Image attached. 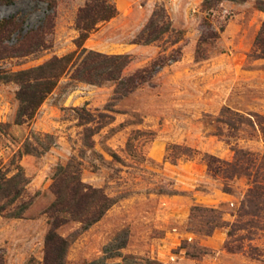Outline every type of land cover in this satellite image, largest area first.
I'll return each mask as SVG.
<instances>
[{
  "label": "rangeland",
  "instance_id": "374dc122",
  "mask_svg": "<svg viewBox=\"0 0 264 264\" xmlns=\"http://www.w3.org/2000/svg\"><path fill=\"white\" fill-rule=\"evenodd\" d=\"M260 1L220 0L207 9L206 0H113L119 14L84 47L129 55L126 76L164 64L150 83L126 97L115 94L113 83L65 76L34 119L17 124L19 87L0 85V170L11 178L19 164L29 179L25 199L12 202L0 191V264L44 263L53 224L51 186L57 169L73 156L83 162V182L104 189L116 203L89 228L75 220L58 228L68 242L64 264H264V210L247 200L251 182L264 183V174L236 173L227 165L214 174L206 161L214 156L232 163L235 150L243 149L252 154L245 165L256 160L257 170L264 163V59L251 55L264 22ZM85 3L56 0L50 49L15 59L8 68H33L76 51V17ZM160 8L175 32L151 44L135 43ZM47 14V5L31 0L0 7V19L25 16L29 28L39 27ZM201 41L206 58L199 60ZM80 108L107 116L92 149ZM24 201L30 204L22 211ZM195 207L201 210L192 218ZM16 212L20 216L11 217ZM237 224L242 228L234 244L241 250L229 252L228 232Z\"/></svg>",
  "mask_w": 264,
  "mask_h": 264
},
{
  "label": "trees",
  "instance_id": "16d2710c",
  "mask_svg": "<svg viewBox=\"0 0 264 264\" xmlns=\"http://www.w3.org/2000/svg\"><path fill=\"white\" fill-rule=\"evenodd\" d=\"M37 5L45 4L48 7V14L43 23L37 28L26 26L25 16H11L0 19V85L5 83H15L18 85L17 99L19 110L17 113V124H24L34 119L37 111L58 87L60 81L69 76L74 82H85L91 85H104L113 83L116 86L115 94L120 98L126 97L135 92L141 86L150 83L158 72V68L164 67L163 63L155 62L152 66L137 70L135 73L126 76L125 70L131 63L129 55H108L84 47L90 35L101 25L109 22L119 14L118 8L113 0H86L84 6L80 7L76 17V30L79 37L75 40L77 50L63 57L55 56L49 61L37 67L14 71L9 69L7 64L11 61L23 60L38 56L50 49L48 35L53 28V20L56 14V0H31ZM17 0H0V7L12 6ZM220 0H206L205 6L211 9ZM259 6L264 10V1L259 2ZM174 33L171 19L165 15V10H156L146 27L143 29L135 43L151 44L161 39L167 33ZM219 35V33H214ZM256 59H264V22L256 37L251 53ZM202 50V41L197 49V59H205ZM172 59L177 61V56L172 55ZM80 113V125L85 127V143L87 147L93 148L95 142L93 136L105 125L107 116L86 108L77 110ZM251 121V120H250ZM93 125H100L96 129ZM236 157L232 163H226L214 156H207L206 161L209 170L218 174L222 171L221 165H227L236 173H247L256 171L264 174V163L254 170L255 161H250L245 165L246 158L252 156L250 152L243 149L235 150ZM29 154V152H27ZM193 151L186 149L187 157H193ZM21 157V154L19 155ZM251 158V157H250ZM264 160V157H263ZM245 165V166H244ZM83 162L77 156H73L66 166L57 169L51 191L55 196V201L50 206L48 214L52 220V227L45 241V257L43 264H64L67 253V240L57 233L59 227L70 220L83 223L86 228L101 220L105 213L116 203L104 189L96 188L83 182ZM249 189L247 200L254 203L255 208L264 210V183L254 180ZM29 179L26 177L23 168L18 164L17 173L11 178L7 173L0 170V191L6 198L12 197V202L18 199H25ZM30 201H24L22 211L27 208ZM0 206V212L4 211ZM240 211L239 220L244 217V210ZM201 209H193L192 218ZM212 214L221 213L215 209L205 210ZM20 213L11 214V217H19ZM221 216V215H220ZM221 217L218 219L220 221ZM220 223V222H218ZM211 227L208 234H211L219 224ZM240 224V223H239ZM229 226V225H228ZM235 226V225H234ZM236 229L228 232V241L225 248L229 252L241 250V246H235L234 236L241 228L238 224Z\"/></svg>",
  "mask_w": 264,
  "mask_h": 264
},
{
  "label": "water",
  "instance_id": "95a60500",
  "mask_svg": "<svg viewBox=\"0 0 264 264\" xmlns=\"http://www.w3.org/2000/svg\"><path fill=\"white\" fill-rule=\"evenodd\" d=\"M0 17H2V15Z\"/></svg>",
  "mask_w": 264,
  "mask_h": 264
}]
</instances>
